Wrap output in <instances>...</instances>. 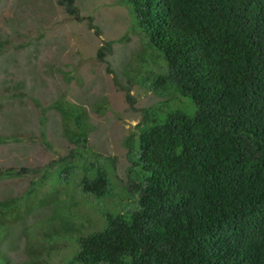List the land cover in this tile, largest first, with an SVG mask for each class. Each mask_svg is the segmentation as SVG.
I'll return each mask as SVG.
<instances>
[{"label":"trees","instance_id":"obj_1","mask_svg":"<svg viewBox=\"0 0 264 264\" xmlns=\"http://www.w3.org/2000/svg\"><path fill=\"white\" fill-rule=\"evenodd\" d=\"M125 1L135 29L163 62L148 86L182 105L143 109L137 140H126L135 206L107 212L101 228L78 235L73 259L264 264V0ZM59 2L80 18L74 0ZM57 106L82 147L83 112ZM81 156L80 191L97 199L109 194L99 154ZM61 165L57 180L64 174L68 181L77 164ZM16 173L0 169V176ZM9 204L0 203V213Z\"/></svg>","mask_w":264,"mask_h":264},{"label":"rangeland","instance_id":"obj_2","mask_svg":"<svg viewBox=\"0 0 264 264\" xmlns=\"http://www.w3.org/2000/svg\"><path fill=\"white\" fill-rule=\"evenodd\" d=\"M74 5L79 19L59 0H0V169L19 171L0 176V203H11L0 213V264H81L78 235L135 206L126 140H137L143 109L182 105L148 86L163 62L125 0ZM106 41L111 50L100 59ZM61 102L83 112L82 147L69 137ZM90 151L110 181L100 199L77 185ZM63 161L77 164L68 181L57 180Z\"/></svg>","mask_w":264,"mask_h":264}]
</instances>
